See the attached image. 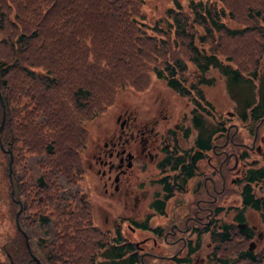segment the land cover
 Segmentation results:
<instances>
[{
	"label": "trees",
	"instance_id": "trees-1",
	"mask_svg": "<svg viewBox=\"0 0 264 264\" xmlns=\"http://www.w3.org/2000/svg\"><path fill=\"white\" fill-rule=\"evenodd\" d=\"M146 1L0 0V137L13 153L11 217L20 198V226L41 264H140L134 241L96 223L80 186L86 124L122 90L144 91L155 76L203 99L201 85L214 83L207 73L215 68L233 92L251 91L241 119H264V79L254 81L264 76V0H190L186 8L176 0L152 23ZM242 14L248 23L228 22ZM253 34L259 48L243 47ZM189 73L198 80L188 82ZM2 113L0 102V120ZM250 178L259 186L245 203L264 216V166L251 168ZM8 245L0 264H40L22 238Z\"/></svg>",
	"mask_w": 264,
	"mask_h": 264
},
{
	"label": "flooded vegetation",
	"instance_id": "flooded-vegetation-1",
	"mask_svg": "<svg viewBox=\"0 0 264 264\" xmlns=\"http://www.w3.org/2000/svg\"><path fill=\"white\" fill-rule=\"evenodd\" d=\"M195 100L176 119L164 102L142 115L124 110L117 117L119 132L93 154L90 166L103 178L108 208H145L140 220L125 213L110 218L115 237L130 241L126 225L151 233L134 241L140 264H152L151 258L170 264H264V231L248 219L261 211L245 203L259 186L250 169L264 157V119L222 118L211 125L204 114L217 117L216 110L204 98ZM21 234L14 233L12 241L22 238L26 244Z\"/></svg>",
	"mask_w": 264,
	"mask_h": 264
},
{
	"label": "rangeland",
	"instance_id": "rangeland-1",
	"mask_svg": "<svg viewBox=\"0 0 264 264\" xmlns=\"http://www.w3.org/2000/svg\"><path fill=\"white\" fill-rule=\"evenodd\" d=\"M186 8L190 0H178ZM215 1L220 4L219 0H210ZM176 0H147L144 5L145 8V21L152 23L157 20L159 17L163 16L166 8L170 6H176ZM232 26H241L249 21L246 19L245 15H240L236 22L234 20L228 21ZM243 47H247L249 44L253 43L254 46L252 50L259 48V45L262 39L256 35H250L244 39H241ZM231 40H224V44ZM264 71V58L262 60L261 72ZM187 77L188 82L197 81L198 78ZM207 78L213 77L214 83L211 85H201L202 90L204 91V100L210 102L214 107L216 116H208L206 114L205 118L208 123L211 125L216 123L218 119L223 118L225 121H233L241 123L240 113L242 103L244 101V94L248 92L251 93L249 89L243 94L242 89H233L230 88L226 77H224L219 70L211 69L207 73ZM153 80L150 83L149 87L144 91L136 90H122L115 101L110 105L105 111L98 114L94 119L89 121L86 124L88 131V140L85 144V147L82 149L83 152V161L85 172L83 178L80 182V186L83 191V197L88 199L93 204L95 220L96 223L104 230H113L114 226L111 219L115 216L125 213L126 215H134L137 219H142L145 215V208H140L137 210H124V208L117 204L114 209L108 208V196L104 190L103 178L96 173L95 167H91L90 164L93 163V154L99 147H103L104 143L108 140L109 135L115 130L119 132V122L117 121L118 115L123 113L124 110L129 109L133 110L134 113H139L142 115L143 112L158 106L161 102L166 103L168 107V112L173 115V119H176V116L181 114H187L193 106L196 105V94H191L190 96H182L178 92L172 90L166 81L160 78L153 76ZM264 79V76L254 79L255 84L259 85L261 80ZM255 89L254 91H256ZM246 94V95H247ZM236 95V96H235ZM235 113V114H234ZM238 116V117H237ZM251 121V120H250ZM242 122H249L243 121ZM250 123V122H249ZM264 133V125L262 127ZM192 139V137H191ZM191 142L190 140H187ZM13 154V153H12ZM252 156V155H251ZM249 156V160L251 159ZM253 157V156H252ZM255 157V155H254ZM9 156L8 153L4 152L0 148V259L5 258L4 248L6 249L9 246V242L12 240L13 234L15 233V221L11 217V203H10V184L8 182L9 168L7 169L6 162ZM13 162V160H12ZM13 165V163H12ZM259 167L264 166V157L258 156ZM13 171V170H12ZM239 203V201L237 202ZM109 216V221H106V216ZM250 215V214H249ZM111 218V219H110ZM228 218V215H227ZM255 221L261 229L264 231V216L259 214H253V216H248V219ZM156 223L153 221L152 225ZM129 227L125 226L126 236L130 237L131 241H135L145 236L151 234L150 232H140L137 230L128 229ZM11 246H9V249ZM3 250V251H2ZM165 251L170 252L171 247L165 246ZM204 253V252H203ZM99 260H103L101 255H99ZM152 264H170L168 261H163L159 259H148Z\"/></svg>",
	"mask_w": 264,
	"mask_h": 264
},
{
	"label": "water",
	"instance_id": "water-1",
	"mask_svg": "<svg viewBox=\"0 0 264 264\" xmlns=\"http://www.w3.org/2000/svg\"><path fill=\"white\" fill-rule=\"evenodd\" d=\"M0 102H1L2 107H3L2 118H1V120H0V132H1V130H2L3 127H4L5 117H6L5 104H4V100H3V98H2L1 93H0ZM0 147H1V149H2L4 152L8 153V155H9V159H8V163H9V176H10V179H11V177H12V176H11V175H12V170H13V165H12L13 154H12V150H11L10 148H6V147L3 145L2 140H1V137H0ZM12 195H13V197H15V196H14V190H12ZM16 201H17L18 204H19L18 210H17L16 215H15L16 225H17L18 229H19V230L25 235L26 245H27V247H28V249H29V251H30V254H31L32 259H34L35 261H37V262L40 263L39 258H38V257H37V256L31 251V249H30V243H29V239H28L27 233H26V232L21 228V226H20V222H19V214H20V212H21V210H22V207H23V205H22V201L20 200V198H16ZM11 264H13L12 261H11ZM40 264H41V263H40Z\"/></svg>",
	"mask_w": 264,
	"mask_h": 264
}]
</instances>
